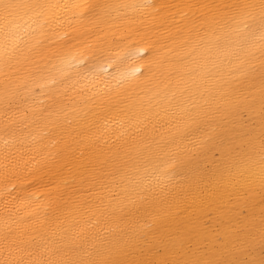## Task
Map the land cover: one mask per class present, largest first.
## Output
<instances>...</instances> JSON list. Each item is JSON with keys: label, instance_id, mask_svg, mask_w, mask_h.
I'll list each match as a JSON object with an SVG mask.
<instances>
[{"label": "bare ground", "instance_id": "1", "mask_svg": "<svg viewBox=\"0 0 264 264\" xmlns=\"http://www.w3.org/2000/svg\"><path fill=\"white\" fill-rule=\"evenodd\" d=\"M0 264H264V0H0Z\"/></svg>", "mask_w": 264, "mask_h": 264}]
</instances>
